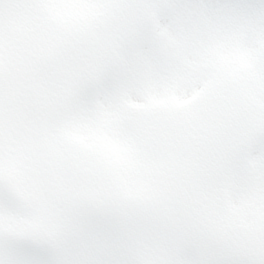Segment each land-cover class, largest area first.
<instances>
[{
    "label": "snow or ice",
    "instance_id": "1",
    "mask_svg": "<svg viewBox=\"0 0 264 264\" xmlns=\"http://www.w3.org/2000/svg\"><path fill=\"white\" fill-rule=\"evenodd\" d=\"M0 264H264V0H0Z\"/></svg>",
    "mask_w": 264,
    "mask_h": 264
}]
</instances>
